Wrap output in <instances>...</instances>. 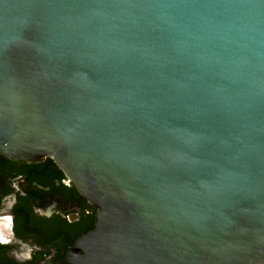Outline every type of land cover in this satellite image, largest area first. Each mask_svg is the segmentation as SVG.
I'll return each instance as SVG.
<instances>
[{
	"label": "water",
	"instance_id": "obj_1",
	"mask_svg": "<svg viewBox=\"0 0 264 264\" xmlns=\"http://www.w3.org/2000/svg\"><path fill=\"white\" fill-rule=\"evenodd\" d=\"M96 209L70 264H264V0H0V158Z\"/></svg>",
	"mask_w": 264,
	"mask_h": 264
},
{
	"label": "flooded vegetation",
	"instance_id": "obj_2",
	"mask_svg": "<svg viewBox=\"0 0 264 264\" xmlns=\"http://www.w3.org/2000/svg\"><path fill=\"white\" fill-rule=\"evenodd\" d=\"M48 158H0V257L6 264H70L96 209Z\"/></svg>",
	"mask_w": 264,
	"mask_h": 264
},
{
	"label": "trees",
	"instance_id": "obj_3",
	"mask_svg": "<svg viewBox=\"0 0 264 264\" xmlns=\"http://www.w3.org/2000/svg\"><path fill=\"white\" fill-rule=\"evenodd\" d=\"M49 161H51V162L53 163L52 160L49 159ZM0 264H6L5 261H2V260H1V257H0Z\"/></svg>",
	"mask_w": 264,
	"mask_h": 264
}]
</instances>
